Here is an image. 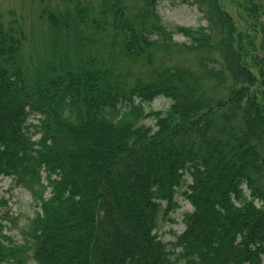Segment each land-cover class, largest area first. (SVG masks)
<instances>
[{"label":"trees","instance_id":"obj_1","mask_svg":"<svg viewBox=\"0 0 264 264\" xmlns=\"http://www.w3.org/2000/svg\"><path fill=\"white\" fill-rule=\"evenodd\" d=\"M180 2L206 25H165L159 0H38L43 58L0 16V178L39 208L20 245L0 213V264H264V0L228 1L242 31L219 0Z\"/></svg>","mask_w":264,"mask_h":264},{"label":"rangeland","instance_id":"obj_2","mask_svg":"<svg viewBox=\"0 0 264 264\" xmlns=\"http://www.w3.org/2000/svg\"><path fill=\"white\" fill-rule=\"evenodd\" d=\"M38 0H0V16L4 24L10 18L23 20L22 27L26 30L28 42L25 45V53L27 55H36L33 49L38 52V57H46L48 48L47 28L46 24L38 19L40 7ZM223 8L229 13L239 30L241 24L235 16L234 8L228 3L229 0H219ZM158 13L165 25L173 27L184 28H198L203 27L206 23L202 20L201 15L197 9L188 4H183L180 0H159L157 7ZM11 15V16H10ZM173 40L179 43L185 42L186 39L180 35L173 36ZM170 106V100L159 97L148 105H145V110L149 111H166ZM151 119L145 120L144 125H153ZM190 180H188L189 182ZM48 197V194L45 195ZM179 209L169 214V218L160 222V227L156 231L158 238L169 243L173 240L174 235L183 232L184 227L181 223L182 214L184 212H191L192 208L187 202L178 198ZM39 211L38 206L32 200L30 194L15 185L9 178H0V213L6 214V219L3 220L2 234L11 238V240L20 245L22 243L21 231L28 225L29 220ZM170 220V221H169Z\"/></svg>","mask_w":264,"mask_h":264}]
</instances>
